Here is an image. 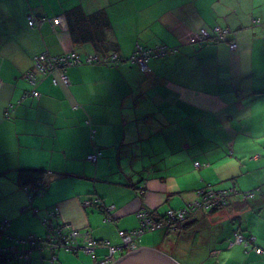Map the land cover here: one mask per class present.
Segmentation results:
<instances>
[{
  "label": "crops",
  "instance_id": "0c3cea01",
  "mask_svg": "<svg viewBox=\"0 0 264 264\" xmlns=\"http://www.w3.org/2000/svg\"><path fill=\"white\" fill-rule=\"evenodd\" d=\"M77 12L88 22L74 25ZM29 14L46 19L31 27ZM215 26L230 30L225 41H189ZM137 43L177 51L151 59L148 72L125 62L72 67L68 85L52 75L34 85L25 78L41 52L127 58ZM99 148L102 156L90 161ZM21 169L47 172V192L28 217L19 209L27 203ZM208 184L259 190L245 203L236 197L192 215L174 230L178 245H143L144 235L137 248L169 249L185 264L194 255L182 247L208 243L203 221L233 218L254 243L222 247L230 238L218 235L209 256L219 264H264V0H0V217L15 231H39L55 206L61 222L118 246L120 230L140 226L138 211L186 208ZM96 195L107 213L85 205ZM51 257L45 248L31 262L51 264ZM79 258L101 264L94 255ZM56 259L69 258L58 251Z\"/></svg>",
  "mask_w": 264,
  "mask_h": 264
},
{
  "label": "trees",
  "instance_id": "16d2710c",
  "mask_svg": "<svg viewBox=\"0 0 264 264\" xmlns=\"http://www.w3.org/2000/svg\"><path fill=\"white\" fill-rule=\"evenodd\" d=\"M31 18L34 21L33 22V25H30ZM45 19L46 18H41V20H38V18L35 17L33 14H29V16H28L29 25L31 27L36 26L39 23V21L41 22L42 20H45ZM73 20H74V25L77 24L79 26V25L83 24L84 22H88V17H81L80 16V13L77 12V13H75V16H73ZM99 21H100V19L99 18L98 19L96 18V22H99ZM198 33H199V31L190 38L189 41L192 44H208V43H211L212 41L215 42V43L216 42H223V41L226 40V38L230 34V30L228 29V33L225 34L223 38L214 37L213 36V33H212V37H213L212 40H209V41H206V42H202V41L197 40L195 42H192L191 39L192 38H195ZM74 34H76L75 31H74ZM102 44H103V42H100L99 46H101ZM158 46L166 47L165 53L160 54V55L158 53L153 54L152 56L149 57V59H148V61L146 63V66H147L146 69L142 68L141 64L135 60V54H137L140 50H143V49L144 50H155ZM232 50H235V49H232ZM176 51H177L176 48L171 47V46H168V45H165V44H158V45H154V46H147V45H143L141 43H137L136 46H135L134 51L127 58H124L118 51H114V52H112V53H110L108 55L107 54L106 55H101L100 53H96V54L94 53L92 55H94V56L97 57V62L94 61L93 63H82V64H75V63H71L70 64L69 63V64L64 65V66L62 65L61 67H59V65H55L56 68H50L49 67V61H55V59H60V58L64 57L65 55H68L69 53H78V52L69 51V52H66V53H63V54H60V55H52V54L47 53V52H41V53L36 54V55H34L32 57V66L26 72L25 78L28 80V76L29 75H34L37 78H41V76L39 74V73H41L40 72V68H37V65H36L37 63H40L44 67V70L47 72V75L48 76H51V75L54 76V74H56L54 72H58L59 74H62V73H66L67 74L68 69H70L72 67H76V66H81V65H96V64L118 65V64H121V63H125V62H128V63H130L132 65H138L139 68L143 72H148L149 71V61L151 59L165 57V56H168L170 54H174ZM78 55H80V54L78 53ZM88 55L89 54H87L85 56L80 55V57L81 58H86ZM114 56H117V57L114 59ZM55 69H57V71H53ZM47 75L45 77H48ZM93 154L96 155V159L95 160H90L89 158L88 159L90 161L97 162L98 159L102 156V151L99 148V149L95 150V152H93L90 155H93ZM195 165L197 167H201V166H207L208 164L201 163L199 161H195ZM46 177H47V172L42 171V170H37V169H21L19 171V174H18V182L22 186L23 190L26 192V196H27V203L24 206L21 207L22 208V214H26V213L27 214H30V212H33L35 214V213L38 212V207L35 206L34 203H35L36 198H42V197H44L45 194H46V192H47V185H48V183H47ZM209 189H212L213 191H222L224 193V195H225V199L226 200H225V204H224L223 207H219L218 206L217 208H214L213 210H206V211H217V210H219L221 208H225L229 204H231V202L233 201V199H235L236 197H238L240 200H242V203H245L244 201L249 200V199L255 197L256 194H257V192H258V190H259L258 189V190H248V191L244 190L243 191V190H240V189H238L236 187H228V188H225V189H218V188L214 187L212 184H208L207 186L203 187L202 189H199L197 191V193L199 191H201V190L207 191ZM196 198H197V194H196ZM28 200H29V202H28ZM90 200L92 202L91 205H95L97 207H100L101 209L104 208L103 210L106 213L108 212L107 209H106V207L104 206L103 200H102V198L100 196H97L96 195V197L94 196V198H92ZM95 200L96 201L98 200L97 204H96V201ZM189 205L186 208L177 209V210L179 211V210L188 209L189 208ZM55 208H56L55 206L48 208L46 210L45 215L41 218V225H43L44 228L46 229V233H47V231H50V229L51 230L58 229V227L61 226V223H60L61 221H60V216L59 215H57L54 218L53 217H50V213ZM141 211H144L145 213H148L149 217L151 219H153V220H156V221H159L161 219H165L166 214L168 212L167 211L163 215H159L156 212H148V211H145V210H141ZM139 212L140 211H138V213ZM138 213H137V215H138ZM109 217H111L110 214H109L108 217L105 218V221L106 222L109 221L108 220ZM139 221H140V226L138 228H136V229H133V230H137V229H139L141 227V219L140 218H139ZM186 221L180 222V223H176V230L177 231H180L182 228H185L186 225H187L186 224ZM174 226L175 225H173V226H171L169 228L156 229V230H158V231H165L166 233H169L170 231L173 230V227ZM156 230H152V231H156ZM13 231H14V229L12 228L11 220L9 218H7V217H5V218L4 217H0V232H2V234L6 238H8L9 240H11L13 242L12 245L5 246V247H0V261H6V260H12V259H15V260L28 259L29 260L30 256H32L35 251H37V250L38 251H43L45 248H47V246L46 245L43 246V244L41 245V247H43V249L32 248V246H30L28 243H26V244L20 243L17 240L18 237H27V236H30V235H34L36 233H31V234H28V235H25L24 236V235L15 234ZM120 231H122V230H120ZM124 231H126V230H124ZM128 231H132V230H128ZM149 232H151V231H145L140 237L136 238L135 241H134V244L136 246H138L137 241L138 240H141V238L145 234H147ZM237 233H241L244 237H246L247 244H245V243H243V244L250 245V244H253L254 243V241H255L254 239L255 238H254L253 235H248L247 236V235L243 234L241 232V230L238 231ZM45 235L46 234H43L42 236L39 235V237L44 238ZM11 236H12V238H11ZM120 238H121V236H120ZM251 238H254V239H251ZM93 239L96 240V241H99V242H101L103 244L102 246L98 247L96 249V251H95V254H93L96 257L97 262H100L102 264L103 260H105L106 256L109 253V249L107 248V243H110V241H108V240H99V239H96L94 237H93ZM121 241H122V239H121ZM79 242L81 243L82 242V239H79ZM121 244H122V242H121ZM55 246L57 247V248H55L56 253H57L58 251H63L62 249H66L67 248L66 246H68V245H67V242L66 241L56 240L55 241ZM72 247L75 248V244H72ZM72 247L70 246V248L68 250V253L77 254V257H79L80 253L81 254H83V253L87 254L85 252V250H83V249H80L77 252V251H74L72 249ZM99 249H104L105 250L104 252H102L103 258L101 260H99L98 259V256H97ZM259 249L262 250L261 248H259ZM24 254H28V257L27 258L19 257V255H24ZM88 255H90V254H88ZM51 259H53V261H56L57 260L54 257V254H53V258L51 257L50 260ZM31 261L32 260H29L28 262L30 264H32Z\"/></svg>",
  "mask_w": 264,
  "mask_h": 264
},
{
  "label": "built area",
  "instance_id": "2783aa9c",
  "mask_svg": "<svg viewBox=\"0 0 264 264\" xmlns=\"http://www.w3.org/2000/svg\"><path fill=\"white\" fill-rule=\"evenodd\" d=\"M33 20L31 18L30 25H33ZM212 33L214 37L223 38L225 34L228 33L227 28H222L220 26H215L213 28V31L210 33L207 29H201L199 33L196 35L195 38H192L191 41L195 42L197 40L206 42L209 40H212ZM230 47L232 49H236L237 44L235 42H231ZM166 51V47L158 46L155 50H140L137 54H135V60L139 62L142 66V68L146 69V63L150 56H152L155 53L163 54ZM117 56H114V59ZM94 61L97 62V57L89 54L86 58H81L78 53H69L68 55H65L64 57L60 59H55V61H49V67L50 68H56L55 65H59L61 67L62 65H67L71 63L75 64H82V63H93ZM37 68H40V76L41 78H37L34 75H29L28 80L31 84H36L37 82L43 80L45 76L47 75V72L44 70V67L37 63ZM57 71V69L53 70ZM53 76V82L55 84H69V79L66 73L59 74L58 72H54ZM32 95H36L37 91L32 90L30 92ZM88 158L90 160H95L96 155H89ZM225 195L222 191H213L212 189H209L207 191L201 190L197 193V198L192 201L189 205L188 209L185 210H174L170 209L168 210L165 219H161L159 221L153 220L149 217L148 213H145L144 211H140L138 213V217L141 219V227L137 230L132 231H120L119 235L122 239V244L119 246L111 245L110 243H107V248L109 249V253L106 256L105 260H103L102 264H113L117 260L114 258L116 253L119 251H122L123 249H126L128 252L132 251L136 248V245L134 244V241L136 238L140 237L145 231H152L156 229H163V228H169L173 225H176V223L184 222L187 219H189L190 216L195 214L196 212L200 211H206V210H213L214 208L223 207L225 204ZM96 201V200H95ZM98 200L96 201L97 204ZM91 200H88L85 202V205H91ZM59 215V208L56 207L51 213L50 217H56ZM109 221H113L112 217L108 218ZM61 226L58 227V229H54L50 231H47L44 238H41L37 236L36 234L30 235L27 237H18V242L20 243H28L32 248H38L43 249L41 245L43 244L47 246V248H51L53 250L54 257L56 258V250L57 248L55 246V241H66L67 250H69L70 246L72 247V244H75V248L72 247L74 251H79L80 249L85 250L87 254L93 255L95 254V251L98 247L102 246L103 244L99 241H96L93 239L89 231H82L80 229H77L73 227L71 224H68L66 222H60ZM12 238V236H11ZM79 239H82V242H79ZM254 239V238H251ZM235 241L237 243H245L247 244L246 237H244L241 233H237L235 236ZM45 248V247H44ZM71 249V250H72ZM262 250L259 249V252ZM19 257L27 258L28 254L19 255Z\"/></svg>",
  "mask_w": 264,
  "mask_h": 264
},
{
  "label": "rangeland",
  "instance_id": "374dc122",
  "mask_svg": "<svg viewBox=\"0 0 264 264\" xmlns=\"http://www.w3.org/2000/svg\"><path fill=\"white\" fill-rule=\"evenodd\" d=\"M29 202V200H28ZM22 207V206H21ZM7 207H5L6 209ZM14 208V207H13ZM21 213H22V208H19ZM14 210L16 211L17 209L14 208ZM206 214H210V211H206ZM204 213V214H205ZM27 216V213L25 214ZM28 217V216H27ZM112 217V216H111ZM113 218V217H112ZM210 218V217H208ZM20 219V218H19ZM37 222L39 223V221L37 220ZM234 219H227V218H214L213 220H208V221H203V224L201 225L203 227V232H206L207 235L209 236V240L207 244H203V245H192L190 247H182L183 250H185V253L188 254L192 251V254L194 255V259L192 260H185V264H219L218 263V259L209 256L208 250L209 249H214V243H216L217 241V237L218 235H221L223 237L229 236V241L226 240L225 242H222L225 247V245L228 247L230 244H239L235 241V236L236 233L238 232V226L236 228H234L235 225H233ZM38 227H36L35 229H37ZM40 230L39 231H33V230H29L26 233H23V231H13L15 234L18 235H28L31 233H38L39 235H43L46 234V229L44 228L43 225H39ZM210 229H213V235H210ZM176 232V233H175ZM37 234V235H38ZM38 235V236H39ZM175 235H179L177 231L172 230V234L170 236L166 235L164 231H151L147 234H145V237L143 239V245H154L156 243H160L163 242V247L166 249V247L169 245H173V244H177L178 245V241L176 240ZM248 236V235H247ZM177 241V242H176ZM228 241V242H227ZM13 242L11 240H9L8 238H6L2 232H0V247H5V246H9L12 245ZM20 246V245H19ZM230 248V246H229ZM236 249H238V247H236ZM63 253L65 254L66 257H68L69 259L64 262L63 264H81V259L77 257V254H72V253H68V250L66 249H62ZM126 249H123V251H125ZM127 251V250H126ZM168 254L170 253V255L172 257H176L180 260H182V258L180 257V255L173 253L171 250L167 249ZM72 254V255H71ZM122 253H118L116 256L117 258H119L121 256ZM33 256V257H32ZM30 256L29 260H33L35 258V252L34 254ZM98 259L101 260L103 258V254L102 252H98L97 254ZM175 258V259H176ZM201 258H203L204 260H200ZM222 259L225 258V254L221 256ZM28 259H20V260H6V261H0V264H30L28 261ZM177 260V259H176ZM196 260H199V263H195ZM217 260V261H216ZM49 261V260H48ZM80 261V262H79ZM183 261V260H182ZM51 264H59V261H53V259L50 260ZM34 264V263H33ZM221 264H229L228 262H226L225 260H223V262Z\"/></svg>",
  "mask_w": 264,
  "mask_h": 264
},
{
  "label": "water",
  "instance_id": "95a60500",
  "mask_svg": "<svg viewBox=\"0 0 264 264\" xmlns=\"http://www.w3.org/2000/svg\"><path fill=\"white\" fill-rule=\"evenodd\" d=\"M113 264H180L170 254L158 248H136L122 255Z\"/></svg>",
  "mask_w": 264,
  "mask_h": 264
},
{
  "label": "flooded vegetation",
  "instance_id": "af4514ba",
  "mask_svg": "<svg viewBox=\"0 0 264 264\" xmlns=\"http://www.w3.org/2000/svg\"><path fill=\"white\" fill-rule=\"evenodd\" d=\"M118 253H122V254H121V256H122V255H124L125 253H127V251H126V250H125V251H123V250H122V251H119V252L116 253V255H117ZM116 255H115L114 258H115L116 260H118L121 256H120L119 258H117Z\"/></svg>",
  "mask_w": 264,
  "mask_h": 264
},
{
  "label": "bare ground",
  "instance_id": "6f19581e",
  "mask_svg": "<svg viewBox=\"0 0 264 264\" xmlns=\"http://www.w3.org/2000/svg\"><path fill=\"white\" fill-rule=\"evenodd\" d=\"M173 230H176V225L173 227ZM126 231H128V230H126ZM136 248H137V246H136ZM136 248H135V249H136Z\"/></svg>",
  "mask_w": 264,
  "mask_h": 264
},
{
  "label": "clouds",
  "instance_id": "9594fccd",
  "mask_svg": "<svg viewBox=\"0 0 264 264\" xmlns=\"http://www.w3.org/2000/svg\"><path fill=\"white\" fill-rule=\"evenodd\" d=\"M128 252V251H127Z\"/></svg>",
  "mask_w": 264,
  "mask_h": 264
}]
</instances>
